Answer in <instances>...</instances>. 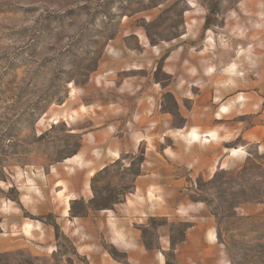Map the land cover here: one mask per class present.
Here are the masks:
<instances>
[{
  "label": "rangeland",
  "instance_id": "rangeland-1",
  "mask_svg": "<svg viewBox=\"0 0 264 264\" xmlns=\"http://www.w3.org/2000/svg\"><path fill=\"white\" fill-rule=\"evenodd\" d=\"M212 149L234 164L192 176ZM157 169L186 179L223 263L264 264V0H0V233L45 231L59 246L0 264L74 255L49 213L66 205L65 179L83 175L92 209H106ZM72 209L86 213L82 200ZM174 220L150 219L147 244L197 218Z\"/></svg>",
  "mask_w": 264,
  "mask_h": 264
},
{
  "label": "crops",
  "instance_id": "crops-1",
  "mask_svg": "<svg viewBox=\"0 0 264 264\" xmlns=\"http://www.w3.org/2000/svg\"><path fill=\"white\" fill-rule=\"evenodd\" d=\"M199 133V136L194 134V138L206 139L210 144L217 138L223 139L218 134ZM208 151L205 160L204 156L197 158L200 166L192 176L202 173L203 177L211 179L218 163V170L234 164L232 153L222 156L221 152L216 153L213 149ZM204 162L209 172L202 166ZM64 182L66 187L60 189L68 199L66 205L61 208L55 204L49 210V213L54 212L59 216L57 223L61 234L74 247V255L69 258L63 256L60 264H168L169 252L173 253L177 264H225L214 224L208 217L204 218L205 207L185 200L186 179L176 175L175 171L157 169L139 176L131 197L122 204L106 209H92L89 202L93 195L83 186V175L76 173ZM78 200L84 201L85 214H73L72 205ZM198 216L201 218L198 219ZM177 217L197 218L195 223L186 227L179 240L174 239L172 230H165L167 224L177 222L174 220ZM158 218L167 219L168 223L156 229L155 245L149 246L143 229L149 226L150 219ZM6 221L2 217V231ZM16 231L0 233V254L27 248L35 258L52 259L59 252L57 238L50 233L32 231L25 240L18 238Z\"/></svg>",
  "mask_w": 264,
  "mask_h": 264
}]
</instances>
